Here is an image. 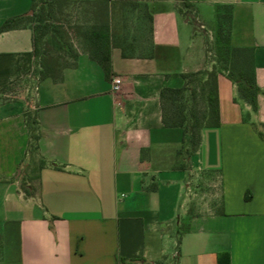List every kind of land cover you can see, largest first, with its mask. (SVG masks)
<instances>
[{
  "label": "crops",
  "instance_id": "0c3cea01",
  "mask_svg": "<svg viewBox=\"0 0 264 264\" xmlns=\"http://www.w3.org/2000/svg\"><path fill=\"white\" fill-rule=\"evenodd\" d=\"M120 1L152 17L150 48L114 47L109 72L81 48L60 78H42L32 27L0 30V264H264V0ZM32 3L0 0V27ZM224 5L229 44L254 51L258 107L220 73L221 123L189 152L160 94L216 66ZM198 176L211 206L196 197Z\"/></svg>",
  "mask_w": 264,
  "mask_h": 264
},
{
  "label": "trees",
  "instance_id": "16d2710c",
  "mask_svg": "<svg viewBox=\"0 0 264 264\" xmlns=\"http://www.w3.org/2000/svg\"><path fill=\"white\" fill-rule=\"evenodd\" d=\"M79 2L90 6L89 11L93 14V19L95 20L94 23L84 32L85 41L88 46L87 50L94 59L102 64L106 72H109L111 69L112 50L114 47L121 45V43L116 40V34L113 31L111 23L113 6L120 2L137 1L33 0V16L31 19L35 20L36 26L31 27L34 30V52L39 58L40 76L42 78L53 77L54 79H58L61 77L62 69L66 65L62 66L57 57L50 55L48 51L42 50L41 44L43 39L50 35V42L59 43L61 46L64 45V41L57 34L59 29L58 26L54 24V18L57 13H63L65 5ZM149 17L152 18L151 16ZM225 18L227 20L226 23L228 30L226 36L222 38L221 41L226 45L224 48L226 55L222 58V65L219 68L216 64L212 70L207 72V78L201 87L203 100L207 109L205 112L207 123L202 128L205 126H219L221 123L218 84L220 73H226L230 79L237 83L239 98L250 104L254 111L257 110L258 107V94L260 92V87L256 81L254 51L249 47H237L229 44L231 31V7L229 5H224L223 11L220 13L218 36L223 32ZM25 19V16L11 17L2 24L0 30H8L22 25ZM70 52L73 58V63L71 64H75L78 58V53L73 49H71ZM122 52L124 56L128 55L125 47ZM197 75L199 74H184V77L187 80L185 86L182 88L165 87L160 94L165 124L168 126L184 127L186 132L188 131L186 125H189L192 131L191 145L193 150H195L200 144L201 130H199L197 124H188V121L192 119V106L190 107L191 110H188L187 103L181 106L176 103L188 96L193 103L196 101V89L193 88L192 84ZM168 101H170L172 108L168 107ZM169 109L171 111H169ZM28 122H30V120ZM255 127L259 136L264 139V123L262 124L263 128ZM34 138H38V135L36 134ZM22 187L27 194H32L35 191V187L33 190L26 188L23 184Z\"/></svg>",
  "mask_w": 264,
  "mask_h": 264
},
{
  "label": "rangeland",
  "instance_id": "374dc122",
  "mask_svg": "<svg viewBox=\"0 0 264 264\" xmlns=\"http://www.w3.org/2000/svg\"><path fill=\"white\" fill-rule=\"evenodd\" d=\"M115 9V12H114ZM90 6L83 3H70L65 5L63 13H57L54 18V24L58 26L59 32L58 36L64 41V45H60L56 42H50V35L46 36L42 41V50L48 51V53L54 57H57L62 66L73 63V58L71 56V49L77 50L81 48H87V44L84 37V32L93 23V14L89 11ZM227 14V13H226ZM33 15L25 16V21L23 24H28L32 27L36 26L34 19H31ZM227 16V15H226ZM111 23L113 31L116 34V40L121 43L131 54L144 55L149 52L150 48V19L146 13V9L142 2H120L113 6V12L111 15ZM223 32L219 34L218 41L215 45L214 59L217 60L218 68L222 65V58L226 55L224 50L225 44L221 41L227 34V20L224 19ZM207 78L206 73H201L197 75L192 84L193 88L196 89V101L193 103L189 96L183 100H179V106L187 103L188 110H191L192 106V119L188 121V124H197L199 130L206 125L207 120L205 119L206 105L202 96V84ZM20 94L25 90H21ZM25 93V92H24ZM168 107H171L170 101L167 102ZM172 108V107H171ZM170 108V109H171ZM169 109V111H171ZM32 122H34L35 117L31 116ZM188 137L191 140L192 131L189 125ZM189 152L192 151V145ZM33 156V152L32 155ZM39 161L36 159L35 162H30L26 167V173L24 174L22 184L30 189H34V181H36L38 175ZM197 182H202L198 186L197 199L202 205L211 206V200L208 202L211 196L207 195L211 187L209 182L203 177L198 176ZM207 201V203H206ZM217 209V207L215 208Z\"/></svg>",
  "mask_w": 264,
  "mask_h": 264
},
{
  "label": "built area",
  "instance_id": "2783aa9c",
  "mask_svg": "<svg viewBox=\"0 0 264 264\" xmlns=\"http://www.w3.org/2000/svg\"><path fill=\"white\" fill-rule=\"evenodd\" d=\"M111 83H112V92H118L122 87L123 79L119 75H114L112 76Z\"/></svg>",
  "mask_w": 264,
  "mask_h": 264
}]
</instances>
